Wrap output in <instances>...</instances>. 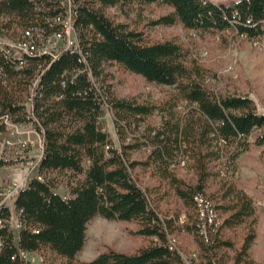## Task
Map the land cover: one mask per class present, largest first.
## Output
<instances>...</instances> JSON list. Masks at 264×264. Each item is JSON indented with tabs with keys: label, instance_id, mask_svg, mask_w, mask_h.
I'll return each mask as SVG.
<instances>
[{
	"label": "trees",
	"instance_id": "16d2710c",
	"mask_svg": "<svg viewBox=\"0 0 264 264\" xmlns=\"http://www.w3.org/2000/svg\"><path fill=\"white\" fill-rule=\"evenodd\" d=\"M68 1L0 0V35L16 40L27 30L43 31L35 52L6 56L0 51V131L7 118L32 124L44 138L39 175L13 199L17 239L7 223L14 213L0 195V221L6 222L0 226V264H25L22 253L39 254L43 264H186L171 243L180 231L193 236L201 264H264L251 256L260 207L233 179L240 154L264 145V112L248 94L207 83L215 74L182 44L153 41L144 30L106 14L112 7L158 4L170 12L153 25L180 24L199 35L231 31L260 43L264 0H71L82 54L73 48L56 56L38 51L52 34L67 36L60 21L67 17ZM109 65L167 88L164 96H118L107 83ZM32 88V107H27ZM106 109L114 114L119 145L102 127ZM153 115L159 123L145 125ZM142 149L144 158L132 159V152ZM11 163L0 158V166ZM181 167L192 172L190 180L178 175ZM137 168L149 171L159 188L143 187ZM162 187L186 208L184 225L160 217V197L153 195ZM198 195L221 217L219 225L208 227L207 238L197 224ZM97 216L136 223L137 234L151 240L132 253L107 249L79 260L88 224ZM239 227L248 233L236 249L228 232Z\"/></svg>",
	"mask_w": 264,
	"mask_h": 264
},
{
	"label": "rangeland",
	"instance_id": "374dc122",
	"mask_svg": "<svg viewBox=\"0 0 264 264\" xmlns=\"http://www.w3.org/2000/svg\"><path fill=\"white\" fill-rule=\"evenodd\" d=\"M169 12L168 7L158 4H131L106 10V14L112 20L128 23L131 27L144 30L153 41L172 39L182 44L190 51L192 58L197 59L215 74V79L208 78L207 83L216 89L228 87L248 94L256 102L258 110L264 112V40L257 44L231 31L220 35L212 33L193 35L192 31L184 29L180 24L173 26L152 24L153 21ZM71 32V39H75V31ZM21 40L20 37L15 40L10 36L0 35L1 42L15 49L19 48ZM64 45L66 43L63 40L56 38L50 39L43 47L45 52L57 54ZM15 51L19 55V50ZM106 71L109 77L107 83H111L114 92L120 97L138 96L143 100H157L164 96L167 89L150 84L143 77L127 72L117 65L107 66ZM159 120L157 115H153L146 120L145 125H156ZM101 124L115 144L119 145L115 118L110 109H106L105 115L101 118ZM43 151L44 139L32 124L10 129L0 140V158L12 162L10 165L0 166V189L8 195L1 197L2 203L9 205L14 213L12 224L16 239L18 229L13 199L23 186L39 175V162ZM144 155L145 150L142 149L133 151L131 157L134 160H141ZM136 172L139 174V182L143 187L159 188L158 180L149 171L137 168ZM178 175L190 180L193 174L185 167H181ZM233 179L253 196L260 207L251 256L257 262L264 263V145L259 147L252 145L249 150L240 154L236 161ZM164 189L165 187L160 188L153 195L156 199L160 197L158 199L160 217L174 219L177 225H184L188 220L186 208L173 192H164ZM57 190L62 195H68V190L64 186H59ZM137 230L136 223L106 220L97 216L88 224L86 244L77 257L79 260L89 261L107 249L125 253L135 252L151 240L138 235ZM247 233L246 227H239L228 232L235 241L236 249L241 247ZM171 242L182 253L188 264H201L199 248L193 236L180 231L171 236ZM24 259L25 264H43V258L36 253L26 254Z\"/></svg>",
	"mask_w": 264,
	"mask_h": 264
},
{
	"label": "built area",
	"instance_id": "2783aa9c",
	"mask_svg": "<svg viewBox=\"0 0 264 264\" xmlns=\"http://www.w3.org/2000/svg\"><path fill=\"white\" fill-rule=\"evenodd\" d=\"M68 6H69V8L67 10V12H68L67 17L65 19H63L62 21H60L63 25H68V36H61L60 32H56V33L51 35L50 39H56L57 38L60 41L63 40L66 43V45H64V47H61L60 49H62V48H76L77 51L82 54V51L79 50V47L73 46L72 41H71V35H70V33H71L70 18H71V12H72V10H71L72 1L71 0L68 1ZM197 33H198V31H196V30L192 31L193 35H197ZM36 37H37V39H40V40L43 39V31L40 28L27 30L25 32L23 39L20 41L18 49H15L14 47H11L10 45L0 41V51H5L6 56H11L12 50L35 52V51H37L35 49V46H34ZM256 43L258 44V42H256ZM44 47L42 49H39L38 51H45ZM60 49H59V51H60ZM47 53L51 54L53 56H56L58 54V53L54 54L53 52H47ZM82 58L84 61H86V58L84 55H82ZM33 96H34V92H32L31 97H29V99H28V102L26 105L27 107H32ZM3 123L5 125V130L0 131V140L6 136V134L10 131V129L27 126L24 124H12L9 122V120L7 118H3ZM34 129L36 130L35 127H34ZM38 133L42 135V133H40V132H38ZM42 137H43V135H42ZM0 195H1V197L8 196L2 189H0ZM196 200H198L199 205H202V212H201V214H199V218L197 219V224H198V226H200V228L202 229V234L205 236V227H213V226L219 225L221 223V217L216 216V221H207V212H216L215 206L213 205V203L210 200L203 197L202 195L196 196ZM5 223L6 222L0 221V226L4 225ZM7 223L11 224V228L14 229L13 224H12V220L10 222L7 221ZM15 224H16V222H15ZM16 226L18 229L19 228L18 224H16ZM25 255H26L25 253H22L23 259H24ZM185 262H186V264H188L186 260H185Z\"/></svg>",
	"mask_w": 264,
	"mask_h": 264
},
{
	"label": "bare ground",
	"instance_id": "6f19581e",
	"mask_svg": "<svg viewBox=\"0 0 264 264\" xmlns=\"http://www.w3.org/2000/svg\"><path fill=\"white\" fill-rule=\"evenodd\" d=\"M70 27H71V31L74 30L73 26H72V18H70ZM65 29H66V35L68 36V25H65ZM72 33V32H71ZM72 41V44L73 46L75 47H79V44H78V40H77V37L75 36V39H71ZM74 50H77L76 48H73ZM19 52H24V53H31V52H28V51H19ZM13 54H17V51L15 50H12ZM35 86V84H34ZM32 92H34V89L32 88L31 90V94ZM31 97V95H30ZM196 200V198H195ZM196 204L198 205V218H199V214H201L202 212V205H199V202L198 200H196ZM218 212V211H217ZM217 212H207V221H216V216H219V214ZM220 217V216H219ZM200 227V226H199ZM200 231L202 233V229L200 228ZM207 235H208V227H205V237L207 238ZM172 243V242H171ZM173 245V244H172ZM174 246V245H173Z\"/></svg>",
	"mask_w": 264,
	"mask_h": 264
}]
</instances>
